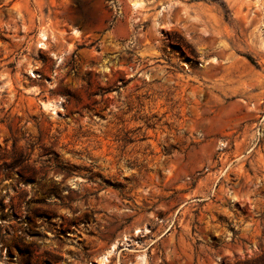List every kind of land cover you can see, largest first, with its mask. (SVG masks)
Returning a JSON list of instances; mask_svg holds the SVG:
<instances>
[{
	"label": "rangeland",
	"instance_id": "374dc122",
	"mask_svg": "<svg viewBox=\"0 0 264 264\" xmlns=\"http://www.w3.org/2000/svg\"><path fill=\"white\" fill-rule=\"evenodd\" d=\"M0 264H264V0H0Z\"/></svg>",
	"mask_w": 264,
	"mask_h": 264
}]
</instances>
